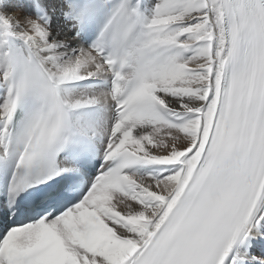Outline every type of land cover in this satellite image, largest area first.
<instances>
[{
	"label": "snow or ice",
	"instance_id": "6c2138e0",
	"mask_svg": "<svg viewBox=\"0 0 264 264\" xmlns=\"http://www.w3.org/2000/svg\"><path fill=\"white\" fill-rule=\"evenodd\" d=\"M0 0V264H264V0Z\"/></svg>",
	"mask_w": 264,
	"mask_h": 264
},
{
	"label": "bare ground",
	"instance_id": "6f19581e",
	"mask_svg": "<svg viewBox=\"0 0 264 264\" xmlns=\"http://www.w3.org/2000/svg\"><path fill=\"white\" fill-rule=\"evenodd\" d=\"M16 3H17V0H11L10 7H14Z\"/></svg>",
	"mask_w": 264,
	"mask_h": 264
}]
</instances>
